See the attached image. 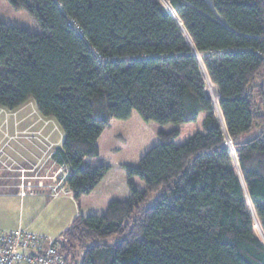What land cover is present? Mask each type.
I'll list each match as a JSON object with an SVG mask.
<instances>
[{
  "label": "trees",
  "instance_id": "16d2710c",
  "mask_svg": "<svg viewBox=\"0 0 264 264\" xmlns=\"http://www.w3.org/2000/svg\"><path fill=\"white\" fill-rule=\"evenodd\" d=\"M8 1L41 31L0 20V106L34 99L64 132L66 264H264V0H169L196 50L160 0ZM134 110L158 143L90 162Z\"/></svg>",
  "mask_w": 264,
  "mask_h": 264
},
{
  "label": "crops",
  "instance_id": "0c3cea01",
  "mask_svg": "<svg viewBox=\"0 0 264 264\" xmlns=\"http://www.w3.org/2000/svg\"><path fill=\"white\" fill-rule=\"evenodd\" d=\"M1 115L4 119L0 121V230L25 229L45 236L46 240L57 239L67 228L64 225H69L80 212L79 203L63 178L49 180L50 166L56 164L51 154L63 141L60 125L44 119L34 99L13 110L0 106ZM46 142L47 151L43 148ZM49 150L51 157L44 161L49 168L42 173L38 168L39 155L45 153L46 157ZM88 160L94 163V158ZM57 184L61 188L64 184L66 193L52 194L51 187ZM66 217L70 218L63 224Z\"/></svg>",
  "mask_w": 264,
  "mask_h": 264
},
{
  "label": "rangeland",
  "instance_id": "374dc122",
  "mask_svg": "<svg viewBox=\"0 0 264 264\" xmlns=\"http://www.w3.org/2000/svg\"><path fill=\"white\" fill-rule=\"evenodd\" d=\"M160 1L165 6L168 3H170L169 0H160ZM0 20L13 24V25L16 24L18 26L27 28L31 31H35V32L41 31V26L26 10L15 9L9 3L8 0H0ZM216 87L217 86L212 83L206 88L207 94L209 93L210 98L212 99L214 103L217 101ZM0 117H1L0 121H3L2 119H4V116L1 115ZM44 117H45L44 119L46 120L52 119L54 122L56 121L55 118L53 117H46V116ZM11 120H13V116L11 117ZM54 122H52V124H54ZM52 124L50 125V127L53 126ZM59 129L60 131H62L63 137H64V132L60 126H59ZM160 130H162V127L160 125L154 122H146L136 110H134L132 116L127 120L113 119L111 121L110 126L106 128V130L101 136V139L99 141L101 154L99 158L98 157L94 158V163L98 164V163L105 162L115 167H118L120 163H128V164L136 165L141 159V157L145 154V152H147L151 147H153L155 144L158 143L159 141L158 132ZM0 134H1V131H0ZM43 148L44 150L46 149V151L48 150L47 142L46 144H44ZM233 151L235 150L233 149ZM49 153H50V150L48 153H46L47 155L46 157L44 156L45 153H42L41 155H39L38 163H40V165L38 166V168L41 169L42 173L45 172L49 168V165L45 164L44 162L45 160H47L48 157H51V155H53V152L51 155H49ZM52 160L54 161L53 158ZM31 163H34V161L32 160ZM14 165H16V163ZM13 169L14 168L12 167L11 170ZM236 169L238 168L236 167ZM50 173H49L50 174L49 176L51 179L49 180H55V179L59 180V178H64L66 169L60 168L58 164H55L53 167L50 166ZM64 187H65L64 184L62 185V188L59 184H57L56 186L51 187V193L52 194H55L57 192L58 194L66 193V191L64 190ZM54 188L57 189V191L56 190L54 191ZM62 189L63 191H61ZM47 200H49V198H46V201ZM2 204H5V202L2 201ZM62 207L64 208L65 206L62 204ZM249 207L252 212L253 210L250 204H249ZM74 211H75V208H73V212ZM70 215L72 214L70 213ZM69 218L70 217L64 218L63 224H66ZM69 225H64V226L68 227ZM28 232H31V231H28ZM31 233H34V232H31ZM61 236H62L61 234L58 235L57 239L60 238Z\"/></svg>",
  "mask_w": 264,
  "mask_h": 264
},
{
  "label": "built area",
  "instance_id": "2783aa9c",
  "mask_svg": "<svg viewBox=\"0 0 264 264\" xmlns=\"http://www.w3.org/2000/svg\"><path fill=\"white\" fill-rule=\"evenodd\" d=\"M210 84L212 82L209 79L208 86ZM226 136V144L232 152V141L227 134ZM55 190L57 191L54 188ZM45 238L25 229L0 230V264H66L61 242L58 239L48 241ZM60 239L67 241L65 236Z\"/></svg>",
  "mask_w": 264,
  "mask_h": 264
},
{
  "label": "bare ground",
  "instance_id": "6f19581e",
  "mask_svg": "<svg viewBox=\"0 0 264 264\" xmlns=\"http://www.w3.org/2000/svg\"><path fill=\"white\" fill-rule=\"evenodd\" d=\"M166 7L174 14V16H175V18L177 19V21L180 23V25H181V27H182V29H183V31H184V33L186 34V37L188 38V40H189V42H190V40H191V38H189V35H188V33H187V31L183 28V25H182V23H181V21L179 20V18H178V16L176 15V13L174 12V10H173V8L171 7V5H170V3H168L167 5H166ZM191 44V43H190ZM199 55V54H198ZM218 95H219V93H218ZM214 105H215V109H216V111H217V115H218V117H219V119H220V121H223V116H222V113H221V109H220V106H219V103L216 101L215 103H214ZM234 163H235V165H236V167L238 168L237 170L239 171V173H240V176H242L241 175V172H240V165H239V161H238V159H237V157L236 156H234ZM252 214L254 215V219H255V222H256V228H257V231H258V236L262 239V241H264V231H263V229H262V227H261V225H260V223H259V221H258V219H257V217H256V214H254L255 213V211H254V209L252 208Z\"/></svg>",
  "mask_w": 264,
  "mask_h": 264
},
{
  "label": "water",
  "instance_id": "95a60500",
  "mask_svg": "<svg viewBox=\"0 0 264 264\" xmlns=\"http://www.w3.org/2000/svg\"><path fill=\"white\" fill-rule=\"evenodd\" d=\"M170 13V12H169ZM171 14V13H170ZM172 15V14H171ZM173 16V15H172ZM173 18L175 19V17L173 16ZM176 20V19H175ZM181 23H182V21H181ZM179 24V23H178ZM182 25H183V23H182ZM189 38H190V36H189ZM190 42L192 43V45H193V42H192V40H190ZM193 47H194V45H193ZM194 49H195V47H194ZM196 50V49H195ZM206 76H207V73H206ZM207 78H208V80H209V77L207 76ZM208 97H209V95H208ZM218 97H219V95H218ZM221 113H222V111H221ZM223 114V113H222ZM224 118V117H223ZM225 125H226V123H225ZM226 131H227V129H226Z\"/></svg>",
  "mask_w": 264,
  "mask_h": 264
}]
</instances>
